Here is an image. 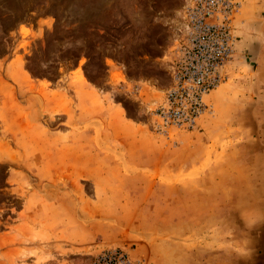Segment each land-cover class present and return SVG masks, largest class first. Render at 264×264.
<instances>
[{
    "label": "rangeland",
    "instance_id": "obj_1",
    "mask_svg": "<svg viewBox=\"0 0 264 264\" xmlns=\"http://www.w3.org/2000/svg\"><path fill=\"white\" fill-rule=\"evenodd\" d=\"M184 3L0 0V264H186L218 252L200 243L229 248L210 150L189 169V130L154 127Z\"/></svg>",
    "mask_w": 264,
    "mask_h": 264
},
{
    "label": "crops",
    "instance_id": "obj_2",
    "mask_svg": "<svg viewBox=\"0 0 264 264\" xmlns=\"http://www.w3.org/2000/svg\"><path fill=\"white\" fill-rule=\"evenodd\" d=\"M241 1L233 26L234 56L223 81L207 94L208 113L183 137L190 148L185 152L194 156L187 168L198 167L210 150L209 168L220 170L214 184L229 186L230 192H220L216 200L228 210L224 230L231 227L232 237L218 241L229 248L200 243L218 252L204 262L189 254L186 264H264V0ZM150 86L138 89L150 92Z\"/></svg>",
    "mask_w": 264,
    "mask_h": 264
},
{
    "label": "built area",
    "instance_id": "obj_3",
    "mask_svg": "<svg viewBox=\"0 0 264 264\" xmlns=\"http://www.w3.org/2000/svg\"><path fill=\"white\" fill-rule=\"evenodd\" d=\"M240 0H185L169 60L170 78L153 110L155 130L194 129L208 106L204 97L224 79L234 56L233 22ZM98 264H126L119 254L100 256Z\"/></svg>",
    "mask_w": 264,
    "mask_h": 264
},
{
    "label": "clouds",
    "instance_id": "obj_4",
    "mask_svg": "<svg viewBox=\"0 0 264 264\" xmlns=\"http://www.w3.org/2000/svg\"><path fill=\"white\" fill-rule=\"evenodd\" d=\"M255 223H256V222H253V224H252L251 226H252V227H255Z\"/></svg>",
    "mask_w": 264,
    "mask_h": 264
}]
</instances>
